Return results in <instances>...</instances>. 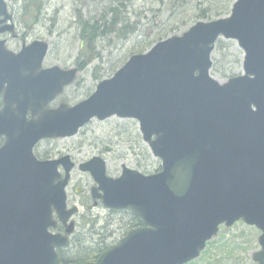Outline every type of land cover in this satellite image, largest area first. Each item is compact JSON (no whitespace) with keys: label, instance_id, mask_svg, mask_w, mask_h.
Masks as SVG:
<instances>
[{"label":"water","instance_id":"95a60500","mask_svg":"<svg viewBox=\"0 0 264 264\" xmlns=\"http://www.w3.org/2000/svg\"><path fill=\"white\" fill-rule=\"evenodd\" d=\"M10 19L0 0V33ZM220 37L243 52L242 73L223 81L210 74ZM47 48L34 40L14 53L0 39V264H63L55 249L68 245L74 228L77 207L67 208L65 192L74 163L67 155L40 160L33 147L112 116L137 121L160 170L122 164L112 177L99 156L79 165L95 182L92 198L144 225L96 260L73 264H184L221 224L237 220L260 230L253 259L264 264V0H234L227 16L198 20L132 54L72 106L45 108L78 71L41 68ZM53 212L64 234L50 232Z\"/></svg>","mask_w":264,"mask_h":264},{"label":"rangeland","instance_id":"374dc122","mask_svg":"<svg viewBox=\"0 0 264 264\" xmlns=\"http://www.w3.org/2000/svg\"><path fill=\"white\" fill-rule=\"evenodd\" d=\"M5 1L20 35L19 39L1 35L7 48L44 40L48 48L41 66L78 70L76 78L49 103L54 107L59 102L71 106L85 99L132 54L145 52L171 35H180L198 20L227 16L234 0ZM85 20L107 32L89 40L87 33L82 36L80 32V23ZM242 57V50L234 40L217 39L211 53L210 74L220 81L241 74ZM34 154L40 159L67 155L74 162L66 187L68 206L77 207L72 217L75 222L72 243L64 254L68 261L94 259L96 250L116 244L123 237L130 216L125 211L106 209L92 198L90 188L95 182L79 165L99 156L105 161L106 174L113 177L120 174L122 164L144 174L160 168V160L141 138L137 121L116 116L91 119L71 137L42 139L34 146ZM59 171L63 174L62 167ZM259 234L260 230L243 221L227 228L220 226L196 264H258L252 255L260 248Z\"/></svg>","mask_w":264,"mask_h":264},{"label":"flooded vegetation","instance_id":"af4514ba","mask_svg":"<svg viewBox=\"0 0 264 264\" xmlns=\"http://www.w3.org/2000/svg\"><path fill=\"white\" fill-rule=\"evenodd\" d=\"M11 23H12V27H11V29L10 30H8V31H4V32H2V33H0V36L1 35H4V34H7V36H11L10 38H12V39H19V34H17L16 33V30H15V23H14V20H13V14H12V12H11ZM7 25H10V24H7ZM2 39V38H1ZM3 40H5V39H3ZM34 41V40H33ZM30 43V42H29ZM29 43H27V44H29ZM27 44H25L24 42L20 45V47L18 48V47H16L15 49H10L9 47L7 48V46H6V48L8 49V50H11L12 52H14V53H18L21 49H22V47H23V45H27ZM51 67V66H50ZM41 68H49V66H46V67H44V66H41ZM64 88V87H63ZM63 90V89H62ZM62 92V91H61ZM60 92V93H61ZM59 93V94H60ZM55 99V98H54ZM53 99V100H54ZM52 100V101H53ZM52 101H50V102H52ZM49 102V103H50ZM49 103L46 105V109H53V108H55V107H57L58 105H60V104H63V102H59L56 106H54V107H50L49 106ZM3 107V101H2V98L0 97V109ZM26 118L27 119H29L30 118V115H29V112L27 113V116H26ZM4 142H5V137L4 136H0V147L4 144ZM38 143V142H37ZM36 143V144H37ZM36 156V155H35ZM37 157V156H36ZM38 158V157H37ZM38 159H40V158H38ZM63 171V170H62ZM68 204V203H67ZM121 211V210H120ZM123 211V210H122ZM125 211V210H124ZM125 212H127V211H125ZM128 213V212H127ZM76 214V213H75ZM54 216H55V214H54ZM138 226H140V225H137V221H136V219H135V217L134 216H132V215H130L129 216V218H128V220H127V229H126V231H125V233H123L124 235L128 232V231H130L131 229H133V228H136V227H138ZM225 227V226H224ZM227 228V227H226ZM64 229H65V227L64 226H62L59 222H57L56 223V227L54 228V229H52V231L53 232H60V233H64ZM74 233V232H73ZM73 233H72V235H70L69 236V245H67L66 247H61V248H56V252L60 255V257H61V260L63 261V260H65L66 259V256L64 255L65 254V250H67L68 248H69V246L71 245V243H72V236H73ZM123 235V236H124ZM122 238V237H121ZM121 238H120V240H121ZM119 240V241H120ZM118 241V242H119ZM117 242V243H118ZM198 259V258H197ZM197 259H193V260H191V261H188V262H186V263H184V264H196V262H197ZM72 263V262H71ZM69 264V263H68Z\"/></svg>","mask_w":264,"mask_h":264},{"label":"trees","instance_id":"16d2710c","mask_svg":"<svg viewBox=\"0 0 264 264\" xmlns=\"http://www.w3.org/2000/svg\"><path fill=\"white\" fill-rule=\"evenodd\" d=\"M27 3H33V2H36L35 0H27L26 1ZM25 8L26 7H29L28 4H24ZM110 11H114V9H110ZM118 20L116 19L115 21H113V24H115ZM80 32L82 34V36L87 33V37L89 40H94L98 35H101V34H105L107 32L106 29L104 28H99V25H96L92 22H90L89 20H85V21H82L80 23ZM136 221H137V225H140L141 222L140 220H138L137 218H135ZM104 249H99V250H96V254L94 257H97ZM63 262L65 263H68L70 261L68 260H63Z\"/></svg>","mask_w":264,"mask_h":264}]
</instances>
